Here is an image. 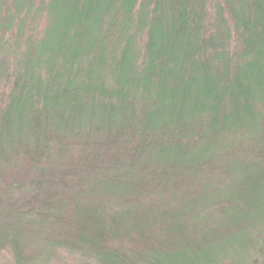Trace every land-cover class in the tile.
<instances>
[{
    "label": "trees",
    "instance_id": "1",
    "mask_svg": "<svg viewBox=\"0 0 264 264\" xmlns=\"http://www.w3.org/2000/svg\"><path fill=\"white\" fill-rule=\"evenodd\" d=\"M0 82V219L22 224L0 249L17 264L30 224L51 236L45 259L264 264V186L202 218L155 207L166 161L142 154L205 139L264 157L248 139L264 118V0H0Z\"/></svg>",
    "mask_w": 264,
    "mask_h": 264
},
{
    "label": "rangeland",
    "instance_id": "2",
    "mask_svg": "<svg viewBox=\"0 0 264 264\" xmlns=\"http://www.w3.org/2000/svg\"><path fill=\"white\" fill-rule=\"evenodd\" d=\"M2 84L4 83L0 82L1 90L4 88L1 86ZM258 126L255 132L257 136L254 133H249L248 139L254 141L258 139L259 142L264 143V118L262 116ZM147 152L148 150L142 154L149 156L147 160H151V163L152 161L161 162L165 159V174L160 175L159 179L164 181L162 183L166 187L170 188V192L164 198L166 201L156 203L155 207L175 209L180 207V209L189 211V215L198 214L202 218L204 208L213 200L224 199L230 206L233 203L242 205V202L247 201L255 205V195L264 186V157L255 156L252 148H248V141L221 142L218 140L215 143L205 139H197L193 142L164 139L157 143L155 150L149 151L150 154ZM127 173L134 174L133 172ZM126 177L128 176L120 180V184L127 181ZM104 184L101 186H106ZM184 192L187 193V197L191 198L190 201L186 202L181 199L184 198ZM256 197L258 199V196ZM9 214H11V220L0 219V239H3L4 236L10 239L15 233L20 234L22 224L13 222L12 219H15V215L12 209ZM211 217L215 220L218 219V212L214 211ZM31 225L23 227L18 240L19 245H22L20 247L21 257L24 261H30L28 264L78 263L77 254L59 247L54 248L51 256L43 258L41 254L45 251L46 240H49L51 236L47 235L42 228L38 229ZM16 259L8 248L0 249V264H17L18 258L16 257ZM20 262H23L21 258Z\"/></svg>",
    "mask_w": 264,
    "mask_h": 264
}]
</instances>
